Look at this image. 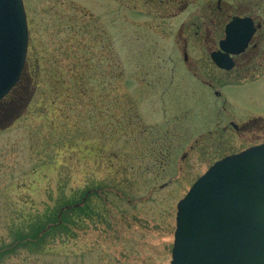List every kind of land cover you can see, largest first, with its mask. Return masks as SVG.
<instances>
[{"label": "rangeland", "instance_id": "rangeland-1", "mask_svg": "<svg viewBox=\"0 0 264 264\" xmlns=\"http://www.w3.org/2000/svg\"><path fill=\"white\" fill-rule=\"evenodd\" d=\"M137 3L24 0L27 64L0 103V247L90 190L94 212L66 243L47 237L54 252L0 264H171L179 200L214 162L264 141V121L229 126L264 112V68L227 105L204 95V52L188 51V66L169 33L187 12Z\"/></svg>", "mask_w": 264, "mask_h": 264}, {"label": "water", "instance_id": "water-1", "mask_svg": "<svg viewBox=\"0 0 264 264\" xmlns=\"http://www.w3.org/2000/svg\"><path fill=\"white\" fill-rule=\"evenodd\" d=\"M27 50L23 0H0V101L19 82ZM177 209L171 264H264V144L217 161Z\"/></svg>", "mask_w": 264, "mask_h": 264}, {"label": "flooded vegetation", "instance_id": "flooded-vegetation-1", "mask_svg": "<svg viewBox=\"0 0 264 264\" xmlns=\"http://www.w3.org/2000/svg\"><path fill=\"white\" fill-rule=\"evenodd\" d=\"M163 4L179 9L180 12L174 10L171 18L187 12L186 21L169 33L172 38L176 37L177 44L184 52V63L188 66L191 62L193 66L194 62L190 61L188 51L204 52V60H200L197 70L198 74H202L199 66L203 63L204 77L200 82L204 84V95L211 92L218 101L220 99V103L227 105L231 101L230 92L250 83L264 81L257 79L264 68V0H140L135 4V10L141 8L139 11L143 15L144 9L151 11L150 8ZM235 20H239L235 22L238 24L228 28ZM213 55L221 56L219 63L213 59ZM222 64L227 67H222ZM233 81L235 86L225 90ZM204 105L207 106L208 101L204 100ZM222 108L225 109V106ZM249 114L254 116L240 125L233 120L238 116L234 113L229 126L241 133L264 121V112ZM243 115L238 117L242 119Z\"/></svg>", "mask_w": 264, "mask_h": 264}, {"label": "trees", "instance_id": "trees-1", "mask_svg": "<svg viewBox=\"0 0 264 264\" xmlns=\"http://www.w3.org/2000/svg\"><path fill=\"white\" fill-rule=\"evenodd\" d=\"M163 161L168 163L167 159ZM90 191L85 192L84 196L78 201L67 202L63 200L57 209L48 210L42 217H37L32 231L23 232L18 230L12 243L0 247V260L14 256L17 251L27 248L37 253L42 251L43 256H46L54 252L52 246L56 244L57 238L54 237L51 241L45 240L50 235H56L57 233L61 235L62 243H66L67 241L64 240L65 238L62 235L68 236L69 233L74 231V227L85 225L86 221L93 216L94 208L92 209L89 205ZM99 198L103 199L102 196Z\"/></svg>", "mask_w": 264, "mask_h": 264}]
</instances>
